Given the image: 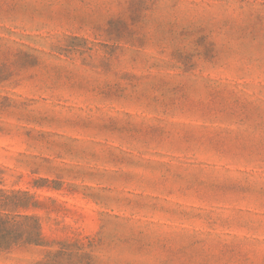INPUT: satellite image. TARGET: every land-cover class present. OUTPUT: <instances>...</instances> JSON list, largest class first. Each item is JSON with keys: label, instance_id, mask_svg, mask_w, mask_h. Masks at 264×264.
<instances>
[{"label": "rangeland", "instance_id": "374dc122", "mask_svg": "<svg viewBox=\"0 0 264 264\" xmlns=\"http://www.w3.org/2000/svg\"><path fill=\"white\" fill-rule=\"evenodd\" d=\"M0 264H264V0H0Z\"/></svg>", "mask_w": 264, "mask_h": 264}]
</instances>
